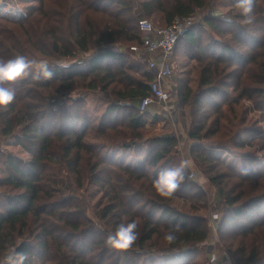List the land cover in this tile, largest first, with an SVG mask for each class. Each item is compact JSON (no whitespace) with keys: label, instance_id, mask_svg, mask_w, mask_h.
I'll use <instances>...</instances> for the list:
<instances>
[{"label":"trees","instance_id":"16d2710c","mask_svg":"<svg viewBox=\"0 0 264 264\" xmlns=\"http://www.w3.org/2000/svg\"><path fill=\"white\" fill-rule=\"evenodd\" d=\"M35 1L20 17L0 16V60L24 55L54 74L11 83L22 118L10 135L0 107V264H19L17 253L23 264H211L187 259L213 235L234 264H264V0H252L248 16L228 0L227 13L206 14L176 45L195 70L176 90L178 122L193 142L194 171L220 198L217 229L203 181L188 171L170 198L153 188L184 159L182 140L160 132L159 113L140 111L153 78L126 54L143 43L140 15L168 27L215 0ZM50 7L64 20L62 34L53 32L54 56L29 29ZM212 93L219 103L201 97ZM250 164L261 172L248 173ZM130 221L138 226L134 245L109 248L107 235Z\"/></svg>","mask_w":264,"mask_h":264},{"label":"rangeland","instance_id":"374dc122","mask_svg":"<svg viewBox=\"0 0 264 264\" xmlns=\"http://www.w3.org/2000/svg\"><path fill=\"white\" fill-rule=\"evenodd\" d=\"M37 2L35 0H0V16L1 17H10V18H17L18 16H22L24 12H26L30 7H34L37 6ZM230 6L228 0H215L213 1L212 5L210 6V8L206 9V14H210L211 12H215V13H220V14H224L227 13L228 10L230 8H228ZM200 11L197 12V14ZM201 15V13H199ZM140 17H144L143 15H140ZM146 18V17H144ZM148 19V18H147ZM155 26H160L159 23H157L156 21L149 19ZM29 23H31V25L29 26L30 29V33L32 36V39L35 41V43L43 48H45L47 50L48 54L51 55H55V52L52 50V47L50 46V43L54 42V35L53 32L56 31L57 34H62V32L64 31V20L62 17V14L60 12L59 9L55 8V7H50L48 8L47 11V15H43V14H37L35 15L31 21H29ZM161 27V26H160ZM128 47L125 46L123 50H127ZM127 57L130 61L133 62V64L138 67L140 70H142V72H144L145 74L147 73L146 71V66L144 63L140 62V57H138L135 54H131V53H126ZM178 61V62H177ZM176 62V63H175ZM182 62V63H181ZM66 62H63V64H65ZM174 65H175V71H174V78H178L179 81H181L180 79H184V81H191L190 83H192L193 81V77L195 76L193 71H195L193 69V64L190 62L189 59H185L183 58L179 53L175 54L174 53ZM174 78H172V83L174 82ZM172 85V84H171ZM172 87H176L175 85H172ZM172 99H171V103L173 106L172 110L175 112L174 116H170L168 114V112H166L164 106H156V108H159V111H162L164 113H166L169 116L170 121H167L164 117L163 119V115L159 116L156 115L158 117L161 118V121L158 122L156 125V127L158 129H160V132H168L169 133L171 131H173L174 129H176L177 131L181 132V130L179 128H181V126L179 125V127L176 126V123L179 120V116H180V110H179V103L176 100V90L174 91L172 88ZM204 96V101H210L211 103H219L221 100V98L217 97L216 94H207V95H202ZM201 96V97H202ZM138 107L140 105V102L137 103ZM4 112L5 115L7 116L9 122H10V127L8 129L7 134L10 135V133L13 132V130L15 128H17L18 124H20V120L22 118V111L21 108L18 106L17 104V100L16 98L14 99L13 103L4 107ZM152 114V113H151ZM155 115V114H154ZM162 121H166L167 127L166 130L161 129L162 127ZM179 123V122H178ZM180 124V123H179ZM262 126V124H260ZM176 128H175V127ZM174 127V129H173ZM185 138V136H182L180 138V140H182V152H183V157L184 159H189L191 161V159L189 158V151L190 148L193 144V142H187V144L183 143V139ZM8 147V146H7ZM8 149L22 157H27V154H25L23 152V150L14 145L11 144L9 145ZM144 152H139L138 154V158L139 160H142V156H143ZM264 152L261 153V155H263ZM123 160L125 162L128 161H133L132 158L129 155H124L123 156ZM194 165L193 162L191 161V167L187 170L188 174L190 175L191 173H194L197 175V180L195 181H203V185L204 188L202 190L205 191V193L208 196V200L211 203V206L209 208V219H211V224L213 226H216V229L218 227L219 224V220L216 219V213L212 214L214 212V208L216 207L217 203H219L220 198L219 196L216 194V191L214 190V188L207 182L204 180V178L202 177V175L197 172L194 171L193 169ZM252 169H256L258 172H261V166L257 165V164H250L249 169L247 170L248 173L252 170ZM208 212L205 210L201 211V215L204 216L205 214ZM214 215V216H213ZM213 216V219H212ZM243 223V222H241ZM211 225V226H212ZM220 242H219V237H216L215 235H213L210 239L209 242L205 243L204 246H202L203 251L202 253H198L192 257H189L187 259L188 263L189 262H194L197 260H206L207 262H210L211 264H234L232 260H228L225 256V254H223L222 252L219 251L218 246H219Z\"/></svg>","mask_w":264,"mask_h":264},{"label":"clouds","instance_id":"9594fccd","mask_svg":"<svg viewBox=\"0 0 264 264\" xmlns=\"http://www.w3.org/2000/svg\"><path fill=\"white\" fill-rule=\"evenodd\" d=\"M236 7L242 10V14L248 16L252 12V0H237ZM53 73L48 70L44 61L29 60L24 55H18L8 60H0V107H6L13 103L16 90L11 83L23 76H31L34 80L41 77L51 79ZM191 167L189 159H183L178 165L164 169L152 181L156 193L162 198H170L180 187L185 179L186 171ZM137 224L135 221L120 223L114 232L107 235L105 244L115 250H127L131 248L138 238ZM175 230L164 236L169 243L175 240ZM26 257L23 253L15 254L19 264H23ZM13 261V257H8Z\"/></svg>","mask_w":264,"mask_h":264},{"label":"built area","instance_id":"2783aa9c","mask_svg":"<svg viewBox=\"0 0 264 264\" xmlns=\"http://www.w3.org/2000/svg\"><path fill=\"white\" fill-rule=\"evenodd\" d=\"M199 13L193 17L178 18L168 27L155 26L149 19L140 18L139 28L143 33V43L140 46H131L128 51L140 57V62L145 64L147 73L153 78L150 82L151 94L140 101L141 112H151L152 108L157 110L156 106L159 105L164 106L170 116L175 115L172 110L174 105L170 104L173 92L170 80L175 71L174 53L179 39L189 32L198 20L206 16L202 11ZM210 15L215 13L211 12ZM155 112L164 113L159 110ZM167 117L169 118L168 115ZM171 134L179 139L184 136V133L176 129ZM189 177L192 180L198 178L194 173Z\"/></svg>","mask_w":264,"mask_h":264},{"label":"crops","instance_id":"0c3cea01","mask_svg":"<svg viewBox=\"0 0 264 264\" xmlns=\"http://www.w3.org/2000/svg\"><path fill=\"white\" fill-rule=\"evenodd\" d=\"M178 62V61H177ZM176 63V62H175ZM182 63V62H181ZM174 78V77H173ZM172 80V79H171ZM170 80V84H172V85H175L176 87H172L173 88V90L175 91V90H177V87H178V85H179V79L176 77V78H174V82L172 83V81ZM202 98H204V96H202ZM157 110H159V108H156ZM157 110H155V109H153L152 108V111H151V113L154 115V114H157L158 112H155V111H157ZM159 116H161V115H163L162 117H163V119H164V117H165V119L167 120H169L170 121V119L167 117V115L166 114H158ZM156 125H159V124H156ZM180 125V124H179ZM179 125H177L176 124V126L177 127H179ZM164 126H167V124H166V121H163V123H162V127L161 128H163ZM175 127V126H174ZM174 127H173V129H174ZM176 128V127H175ZM181 131H182V129L181 128H179ZM187 142H189V141H187V139H183V143H185V144H187Z\"/></svg>","mask_w":264,"mask_h":264}]
</instances>
